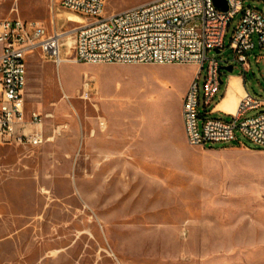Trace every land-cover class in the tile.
Returning a JSON list of instances; mask_svg holds the SVG:
<instances>
[{
  "label": "rangeland",
  "instance_id": "374dc122",
  "mask_svg": "<svg viewBox=\"0 0 264 264\" xmlns=\"http://www.w3.org/2000/svg\"><path fill=\"white\" fill-rule=\"evenodd\" d=\"M148 1L105 0V14ZM248 3L264 13L261 3ZM6 17L37 20L48 28L52 20L58 28L82 21L52 0H0V19ZM236 20L224 48L208 53L222 65L234 64L232 72L222 71L215 102L225 93L227 76L242 73L229 46ZM249 66L242 73L246 88L264 100V48L249 52ZM27 67V107L49 114L44 129L50 142L4 145L0 193L7 183L35 184L38 200L53 205L35 212L47 223L40 231L53 236L0 240V264H264V149L241 132L231 144L212 146H190L182 137L177 143L183 158L177 160L102 161L84 154L83 140L96 122H106L103 97L131 108L117 119L141 139L148 107L156 109L168 97L172 110L179 109L196 66L64 61L57 69L34 52ZM204 76L205 71L200 85ZM85 81L90 82L89 99L81 98ZM164 119L162 111L153 118ZM105 162L111 166L106 176Z\"/></svg>",
  "mask_w": 264,
  "mask_h": 264
},
{
  "label": "built area",
  "instance_id": "2783aa9c",
  "mask_svg": "<svg viewBox=\"0 0 264 264\" xmlns=\"http://www.w3.org/2000/svg\"><path fill=\"white\" fill-rule=\"evenodd\" d=\"M250 1L264 7V0H227L226 11L217 8L214 0H151L107 15L105 0H52L53 6L79 15L82 21L71 28H58L52 20L48 28L33 19L1 18L0 145L36 147L50 139L44 134L49 114L28 109L26 100L27 61L39 52L57 69L64 61L194 65L197 73L181 108L188 145L231 144L241 132L264 149V100L247 91L235 113L218 109L215 100L223 83V67L234 68V64L228 60L222 65L208 57L209 52L224 48L226 34L237 19L229 46L233 62L241 65L243 74L249 71V52L256 46L264 48V13ZM91 96L90 82L85 81L81 98ZM258 109L256 115L246 117ZM216 113L220 116L213 117Z\"/></svg>",
  "mask_w": 264,
  "mask_h": 264
},
{
  "label": "crops",
  "instance_id": "0c3cea01",
  "mask_svg": "<svg viewBox=\"0 0 264 264\" xmlns=\"http://www.w3.org/2000/svg\"><path fill=\"white\" fill-rule=\"evenodd\" d=\"M112 65V64H108ZM114 65V64H113ZM162 65V66H174ZM227 86L224 95L218 102V109L228 113H234L237 109L241 97L248 91L246 88V78L242 73L227 76ZM104 118L106 122L94 125V131L88 139L82 143L84 154L88 159H98L102 161H132V160H177L182 159L183 154L179 151L180 147L177 140L185 137V129L182 118L181 105L172 110L168 97L160 99L156 109L148 107L147 119L142 126V138L137 139V132L131 130L130 125H123L117 118L121 116L122 110L130 112V107H122L120 100L113 96L103 97ZM129 106V105H128ZM162 111L168 120L164 119L161 123L153 120L156 113ZM156 112V113H154ZM45 137H47L44 129ZM50 142V139L42 145ZM165 144L171 148L165 147ZM172 144V145H171ZM40 145V146H42ZM36 146V147H40ZM55 146V145H54ZM56 147V146H55ZM4 145H0V150ZM168 149V150H166ZM48 155V154H47ZM52 155V154H50ZM56 155V154H54ZM58 155V154H57ZM103 175L111 172L110 162L102 164ZM22 184L10 185L7 183L0 193V240H19V239H44L51 233L43 230L46 222L37 219L36 211L47 208L49 202L44 203L38 200V192L35 184L28 187ZM48 203V204H47ZM46 204V205H45ZM39 212L37 215H39ZM101 213V212H100ZM99 222H103L99 219ZM52 223L50 228L52 229Z\"/></svg>",
  "mask_w": 264,
  "mask_h": 264
},
{
  "label": "water",
  "instance_id": "95a60500",
  "mask_svg": "<svg viewBox=\"0 0 264 264\" xmlns=\"http://www.w3.org/2000/svg\"><path fill=\"white\" fill-rule=\"evenodd\" d=\"M214 3L216 5L217 8L226 11L228 9V4H227V0H214ZM225 70H227L228 72H232L234 70L233 66L230 65L228 67H223Z\"/></svg>",
  "mask_w": 264,
  "mask_h": 264
},
{
  "label": "bare ground",
  "instance_id": "6f19581e",
  "mask_svg": "<svg viewBox=\"0 0 264 264\" xmlns=\"http://www.w3.org/2000/svg\"><path fill=\"white\" fill-rule=\"evenodd\" d=\"M236 112V110L234 111V113Z\"/></svg>",
  "mask_w": 264,
  "mask_h": 264
}]
</instances>
